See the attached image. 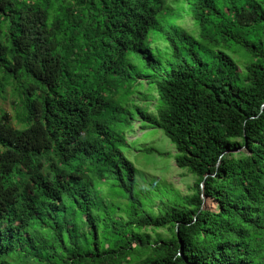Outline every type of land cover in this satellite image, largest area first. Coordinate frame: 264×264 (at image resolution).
Listing matches in <instances>:
<instances>
[{
  "label": "trees",
  "instance_id": "trees-1",
  "mask_svg": "<svg viewBox=\"0 0 264 264\" xmlns=\"http://www.w3.org/2000/svg\"><path fill=\"white\" fill-rule=\"evenodd\" d=\"M0 95V264H264V0H0ZM135 119L191 193L138 185Z\"/></svg>",
  "mask_w": 264,
  "mask_h": 264
},
{
  "label": "rangeland",
  "instance_id": "rangeland-1",
  "mask_svg": "<svg viewBox=\"0 0 264 264\" xmlns=\"http://www.w3.org/2000/svg\"><path fill=\"white\" fill-rule=\"evenodd\" d=\"M184 24L188 28H192L194 21L191 17H188ZM234 47L237 50L234 57L241 70L244 71L249 60L244 55V50L241 47ZM141 90H145V88L143 87ZM135 97L138 98L137 100L140 99L136 95ZM152 102L155 103V101ZM0 107L11 114L12 123L18 126L14 118L15 112L11 99H5L0 95ZM124 131L127 143L123 145V150L138 169V185L140 187H148V183L152 179H156L162 182L161 187H167L165 182L172 183L174 188L183 195L192 192V186L197 177L188 168L177 166L175 146L162 129L151 127L146 122L135 119L124 127ZM208 204L211 207L215 206V203L211 200H208ZM158 232L164 237L170 235L169 230L158 229Z\"/></svg>",
  "mask_w": 264,
  "mask_h": 264
},
{
  "label": "water",
  "instance_id": "water-1",
  "mask_svg": "<svg viewBox=\"0 0 264 264\" xmlns=\"http://www.w3.org/2000/svg\"><path fill=\"white\" fill-rule=\"evenodd\" d=\"M205 201V200H204Z\"/></svg>",
  "mask_w": 264,
  "mask_h": 264
}]
</instances>
